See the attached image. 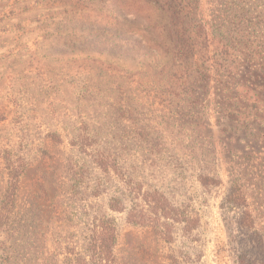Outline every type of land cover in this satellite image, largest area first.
<instances>
[{
  "label": "rangeland",
  "instance_id": "1",
  "mask_svg": "<svg viewBox=\"0 0 264 264\" xmlns=\"http://www.w3.org/2000/svg\"><path fill=\"white\" fill-rule=\"evenodd\" d=\"M101 216L107 264H264V0H0V264H84Z\"/></svg>",
  "mask_w": 264,
  "mask_h": 264
},
{
  "label": "trees",
  "instance_id": "2",
  "mask_svg": "<svg viewBox=\"0 0 264 264\" xmlns=\"http://www.w3.org/2000/svg\"><path fill=\"white\" fill-rule=\"evenodd\" d=\"M20 173L10 174V185L7 190V195L3 205L5 203V209L11 212L15 206V197L17 193V185L20 177ZM135 191V190H134ZM142 190H136L135 196L132 197L133 204L129 210H127V219L132 224H149L154 225L158 232L169 236L172 232L171 225L185 221L182 219L180 210L173 207L171 201L160 190H147L141 193ZM141 199L140 202L135 200ZM236 203V198H231ZM121 202L120 198H112L109 207L112 210L122 211V207L118 205ZM155 207L159 208L156 214ZM153 209V210H152ZM150 210L156 216H150L148 218L147 212ZM171 221V222H170ZM2 222H0V232L3 228ZM118 225L116 219L110 216H101L93 221L90 234V242L88 244L87 256L77 257L76 260L84 262V264H107L112 259L113 250L116 243ZM86 255V254H85ZM90 256L88 260L87 257Z\"/></svg>",
  "mask_w": 264,
  "mask_h": 264
}]
</instances>
